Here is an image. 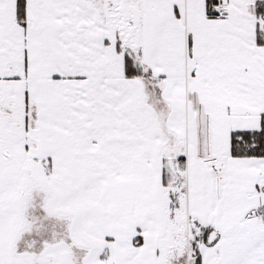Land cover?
I'll list each match as a JSON object with an SVG mask.
<instances>
[{
    "label": "snow or ice",
    "instance_id": "1",
    "mask_svg": "<svg viewBox=\"0 0 264 264\" xmlns=\"http://www.w3.org/2000/svg\"><path fill=\"white\" fill-rule=\"evenodd\" d=\"M0 264H264V0H0Z\"/></svg>",
    "mask_w": 264,
    "mask_h": 264
}]
</instances>
